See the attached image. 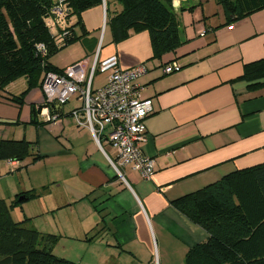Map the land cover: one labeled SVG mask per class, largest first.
<instances>
[{"label":"crops","instance_id":"0c3cea01","mask_svg":"<svg viewBox=\"0 0 264 264\" xmlns=\"http://www.w3.org/2000/svg\"><path fill=\"white\" fill-rule=\"evenodd\" d=\"M172 4L181 44L160 58H154L148 30H131L127 39L114 41L107 20L123 9L116 0L85 10L80 19L69 17L71 25L79 19L87 30L82 34L80 25L74 27L89 56L82 60L88 64L96 55L100 59L117 55L122 68L141 63L148 68L139 83L141 95L152 98L154 105L143 146L156 163L150 181L130 166L122 168L121 177L109 160L116 157L111 145L104 141L102 150L90 129L77 124L72 109L64 111L70 101L62 105L61 118H73L78 130L66 126V118L58 123L44 120L38 127V154H65L69 167L60 183L57 178L33 181L28 190L38 192L40 208L47 212L65 211L70 220L69 211L74 217L77 209L80 235L99 232L94 242L108 264H140L141 259L147 264H186L187 251L209 234L174 201L236 170L264 163V77L241 78L246 64L264 58V9L225 25L219 0H172ZM209 32L211 36L206 35ZM172 62L180 69L164 73ZM103 75L96 87L104 84ZM16 106L0 98V121H14ZM81 131L87 136L82 137ZM61 182H67L66 189Z\"/></svg>","mask_w":264,"mask_h":264},{"label":"trees","instance_id":"16d2710c","mask_svg":"<svg viewBox=\"0 0 264 264\" xmlns=\"http://www.w3.org/2000/svg\"><path fill=\"white\" fill-rule=\"evenodd\" d=\"M123 9L108 17L107 26L114 41L121 42L131 30H148L154 58L181 44L179 21L172 0H116ZM104 0H65L68 35L65 43L80 36L74 32L82 12L103 4ZM108 2V1H107ZM231 25L264 9V0H219ZM53 0H0V98L21 104L22 97L39 84L46 72L62 73L65 68L51 64L60 50L57 40L45 24ZM77 16L71 25L69 17ZM62 33V32H61ZM45 45L46 53L38 48ZM24 76L28 88L17 96L3 95L7 84ZM264 77V58L245 65L242 79ZM38 123V121H37ZM35 144L26 139L0 138V159L23 161ZM40 159V154H33ZM35 189L17 195L13 204L37 197ZM174 205L209 234L208 239L190 248L186 264H264V163L236 170L204 188L182 196ZM15 221L11 209L0 199V264H79L52 251V240L26 224Z\"/></svg>","mask_w":264,"mask_h":264},{"label":"built area","instance_id":"2783aa9c","mask_svg":"<svg viewBox=\"0 0 264 264\" xmlns=\"http://www.w3.org/2000/svg\"><path fill=\"white\" fill-rule=\"evenodd\" d=\"M67 7L65 0H57L45 16V24L50 31L64 39L68 35ZM62 32V33H61ZM39 50L46 53L43 44ZM180 69L177 62L168 64L164 73ZM148 71L141 63L131 68H122L117 55L100 59L98 55L93 64L81 60L67 66L62 73L48 71L42 79L45 104L65 105L73 98L81 101V106L72 110L71 115L79 126L87 127L103 150L107 142L116 151V157H109L116 172L124 178L122 168L130 166L150 181L156 171L154 158L143 151L147 140V118L154 111L153 99L141 95L139 80ZM98 73L105 74L103 85L96 87ZM45 121L58 123L61 116L43 109ZM17 167V161H9Z\"/></svg>","mask_w":264,"mask_h":264},{"label":"rangeland","instance_id":"374dc122","mask_svg":"<svg viewBox=\"0 0 264 264\" xmlns=\"http://www.w3.org/2000/svg\"><path fill=\"white\" fill-rule=\"evenodd\" d=\"M77 19H75V22ZM106 26L103 27L101 33H105ZM219 29V28H218ZM181 30H185L181 24ZM206 35L211 36V32ZM103 40V36L101 38ZM57 44L61 47L58 52L53 54L50 58V62L53 66L58 68H66L68 65L77 63L82 59H87V52L84 45L77 39L70 43H65L64 39H58ZM95 59V56L90 58ZM104 75L97 74L95 82H100ZM41 79L37 86L32 87L22 99L21 104H17L16 118L11 122L0 121V130H4V134H0V138H26L32 141L36 146L38 143V127L45 119L42 115L38 116V123L32 121V109L39 105L45 104L46 99L41 87ZM28 88L27 80L24 76L18 77L9 84H7L2 92L3 95L17 96L21 98L22 93ZM39 103V104H38ZM81 106V101L77 98L72 99L68 104L64 106V111L69 112L71 109H75ZM66 118V119H65ZM65 125L71 126L72 129L76 128V123H73V118L64 117ZM13 121V122H12ZM78 126V125H77ZM76 130V131H77ZM83 130V129H81ZM70 132V129L67 133ZM80 133H85L81 131ZM70 134V133H68ZM87 134H83L82 137H86ZM66 137L67 136L66 134ZM71 137H73L71 135ZM63 143L67 145L66 138L62 136ZM74 140L73 138H70ZM78 139V143H79ZM79 152V150H76ZM33 154H38V149L32 150ZM29 155L20 166H12L7 159H0V199L4 200L11 209L12 218L15 221L27 220L26 224L39 229L45 237H49L52 240V251L54 254L66 259L72 260L79 264H108L106 258L100 255L98 243L94 242L98 233H91L86 238L82 237L79 233L80 228L77 227L78 216L77 209L74 210V217H72L71 210L69 211L70 220L65 218V211L59 210L57 213L47 212L43 208H40V199L33 197L29 200L22 201L18 204H13L17 199V195L23 190L28 192L32 187V182L38 183L40 181H52L54 179L61 181L67 174V167L69 162L64 154H53L50 156L40 157V159H34V156ZM67 162V164H66ZM63 189H66L67 182H61ZM27 190V191H26ZM56 191V190H55ZM37 200V201H35ZM42 200V199H41ZM87 217L82 216V220ZM96 234V236H95ZM99 246V247H98ZM141 259V258H140ZM140 264H147L139 260ZM158 264L157 261L154 262ZM180 263V262H175Z\"/></svg>","mask_w":264,"mask_h":264},{"label":"water","instance_id":"95a60500","mask_svg":"<svg viewBox=\"0 0 264 264\" xmlns=\"http://www.w3.org/2000/svg\"><path fill=\"white\" fill-rule=\"evenodd\" d=\"M49 108L52 113H57L59 116L62 115V105L59 103L55 104H42L39 105L38 107L33 108V119L35 122H37V116L42 113L43 109Z\"/></svg>","mask_w":264,"mask_h":264}]
</instances>
